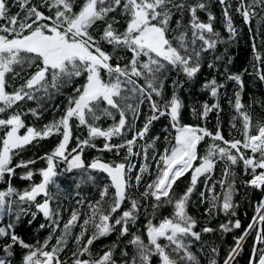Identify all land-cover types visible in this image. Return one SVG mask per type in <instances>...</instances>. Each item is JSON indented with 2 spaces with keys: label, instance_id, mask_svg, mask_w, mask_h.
Masks as SVG:
<instances>
[{
  "label": "snow or ice",
  "instance_id": "6c2138e0",
  "mask_svg": "<svg viewBox=\"0 0 264 264\" xmlns=\"http://www.w3.org/2000/svg\"><path fill=\"white\" fill-rule=\"evenodd\" d=\"M218 4L226 35L207 0H0V264H13L17 247L18 264H240L249 237L247 264H264V100L243 102L247 68L231 71L227 54L240 38L238 16L248 28L251 75L264 83V0ZM219 45L225 49L216 55ZM205 62L214 73L224 63L222 79H204L199 91L211 102L188 104L197 122L181 123L178 91ZM221 89L232 113L227 135L219 118L207 127L208 114L222 111ZM256 106L262 111L254 118ZM48 111L52 118L41 124ZM160 119L163 138L150 131ZM52 136L58 142L50 151L12 163L25 146ZM87 149L115 158L85 161ZM37 160L44 166L34 169ZM16 168L27 169L23 189L11 183ZM85 185L96 199L81 194ZM73 188L78 199L63 220L62 206L53 205ZM251 192L259 196L249 198L251 219L243 224L239 207ZM197 201L203 222L188 211ZM25 222L32 242L17 233ZM109 234L115 239L93 253Z\"/></svg>",
  "mask_w": 264,
  "mask_h": 264
},
{
  "label": "trees",
  "instance_id": "16d2710c",
  "mask_svg": "<svg viewBox=\"0 0 264 264\" xmlns=\"http://www.w3.org/2000/svg\"><path fill=\"white\" fill-rule=\"evenodd\" d=\"M208 3V10L213 13L215 16V21H214V26L217 30L221 31L222 35H226L224 33L223 28H222V9L218 4V0H207ZM234 6V5H233ZM198 15L200 19H205L206 18V12H201L198 11ZM175 23V17H173V24ZM235 24L238 29V35L239 39L238 40H233L232 44L228 46V51L227 54L231 56L232 62L229 65V68L233 72H240L242 69L247 68V71L244 72L242 79H243V90H242V100L245 104L249 102V98L251 97L253 100H264V83H262L258 77H255L251 75L252 70H253V62L250 59L251 57V46H250V41L247 39V33H248V28L247 26H241L240 18L238 16L235 17ZM253 31H255V21H253ZM259 43V42H258ZM225 46L224 45H219L215 49L216 55H221L224 52ZM219 68L221 72L224 69V63L219 64ZM221 72H212L208 66L207 63H204V66L202 70L199 72L198 76L194 78L193 81H188L184 84L183 87H181L178 91V94L183 101L185 108L183 109L182 112V118H181V123H196V118L192 116V114L188 111L187 105L188 104H196L197 107H199V104L204 101L207 97L204 92L199 91L200 84L203 83L205 78H210L212 75H215L218 82L222 79ZM169 75L175 77L177 74L175 72L170 73ZM183 79V77H180ZM233 84L234 82H227L226 83V88L229 93L232 92L233 90ZM70 91V89H69ZM171 89L166 86L165 92L166 94L170 93ZM224 91L225 89L220 90L221 98H220V104H221V113L219 117H217L216 112H210L208 114V123L207 127L209 129H213L214 125L217 122V119L225 125V135H227L228 129H227V123L228 120L230 119V116L232 113L230 112L229 109V104H228V97L224 96ZM210 101V98H207ZM56 103L61 104V107H63L62 101L60 99L56 100ZM254 118L261 113V108L256 106L252 109ZM60 113L57 112L56 115H59ZM53 116V113L51 111H48L44 114L43 121H40L42 124L43 122L51 119ZM141 121L143 120V115L141 116ZM166 121L164 119H160L158 122H154L153 126L151 127L150 131L152 135H156L159 133L161 135V138H163V128L165 125ZM237 126H238V121H237ZM72 135L70 136L69 139V147L73 146L75 144V139H76V130H75V124H72L71 129ZM237 129H232L233 134H236ZM23 133V130H21L20 134ZM82 135H86V132L84 130H81ZM58 142V138L56 136L49 137L47 139L39 140L38 142L34 141L32 142V146H25L24 149L18 154L17 157H15L12 161V163H16L18 159H31L35 157L41 156L43 153H46L51 150L52 147H54L55 143ZM97 143H100V141H97ZM201 148H203V144L200 145ZM83 159L85 161H90L91 158L94 155H100L102 156L105 160L109 158H115V155L113 154L111 157L107 152H101L97 153L94 149H87L86 151L83 152ZM121 156L124 155L123 152L120 154ZM135 160V158H134ZM44 166V162L42 160H37L33 165H31L32 168L38 169L40 167ZM138 167V165H136ZM63 167V165H61ZM24 171H27L26 168H16L14 169V176L11 178V183L13 186L23 189L26 185L29 184V180L27 179H21L20 174ZM217 173H219L220 168L217 167L216 169ZM239 171V169H237ZM72 175H76L74 172ZM186 176L188 175L187 173L185 174ZM33 181L38 182L39 176L38 174L33 176ZM72 184H75V181H71ZM181 183H183V180H181ZM4 184L0 183V187H3ZM203 186V185H201ZM140 190H143V186H141ZM76 189L73 188L71 191L65 190L63 192L57 193V202L53 207L56 206H62V216L63 220L67 219V216L71 213L72 207L75 205L76 199L78 197L73 195V192H75ZM81 194H86L88 195L91 199H96L98 196V192L93 191L90 187L87 185L82 186L80 189ZM246 189L241 188L240 195H237L235 199L237 201L241 200V196L246 192ZM135 194V192H133ZM111 195V193H109ZM259 196L258 192H251L249 195H244L243 201L239 207V212L238 216L241 219L243 224H246L248 220L251 219V214L252 211L249 208V203L248 200L249 198L251 200H256ZM195 200V197H193ZM196 207H193L192 205H189L188 211L190 214L196 215L201 222L205 219L204 216L202 215L203 213V206L199 205V201L196 202ZM63 209H66L67 211H63ZM82 218V217H81ZM224 217L221 216L219 218H214L211 221V224L213 227L217 225L218 223L221 222V220ZM43 221V217L41 216L37 222L36 225H38L40 222ZM6 222V219H5ZM63 222V221H62ZM144 222V217H140V223L137 224V227H140V224H143ZM36 225H33L32 227L35 228ZM75 231H78V225L75 226L74 228ZM17 233L22 235L24 239H26L28 242H32V239L35 238V233L31 231V229L28 228L27 222H25L23 225H18L17 226ZM46 232H41L40 233V238H43V235H46ZM212 238L211 236H206L205 239H210ZM113 239H115L114 234H109L106 238H100L96 240L92 246L91 250L93 253L97 251L102 245H106L110 243ZM232 240V235L228 234L225 239V246L231 242ZM251 245V237L248 238V241L244 245L243 251L240 254L239 257V262L240 264H247V257L249 255V248ZM72 245H68V252H71ZM68 253H65L67 255ZM20 255V249L17 247L16 249V258L13 260V264H18V259Z\"/></svg>",
  "mask_w": 264,
  "mask_h": 264
}]
</instances>
